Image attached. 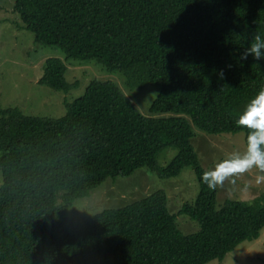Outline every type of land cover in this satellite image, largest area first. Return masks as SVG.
Segmentation results:
<instances>
[{
  "label": "trees",
  "instance_id": "1",
  "mask_svg": "<svg viewBox=\"0 0 264 264\" xmlns=\"http://www.w3.org/2000/svg\"><path fill=\"white\" fill-rule=\"evenodd\" d=\"M13 10L34 42L59 48L64 62L95 61L121 73L129 90L153 86L154 99L143 115L114 83L91 80L59 118L0 107V264H207L259 237L264 193L218 204L217 189L201 181L207 170L193 128L243 133L246 145L249 130L236 121L264 88V60L240 54L264 37V0H15ZM64 62L46 60L39 83L74 88ZM168 148L177 153L162 167ZM187 168L198 191L176 214L157 190L67 216L109 178L147 169L165 180ZM179 215L198 230L183 233Z\"/></svg>",
  "mask_w": 264,
  "mask_h": 264
},
{
  "label": "rangeland",
  "instance_id": "2",
  "mask_svg": "<svg viewBox=\"0 0 264 264\" xmlns=\"http://www.w3.org/2000/svg\"><path fill=\"white\" fill-rule=\"evenodd\" d=\"M14 4L15 0H0L1 108H15L27 116L59 118L65 114L64 103L82 95L91 80H108L118 86L141 114H150L149 106L154 99L150 88L153 86L148 84L141 90H129L121 73L107 72L95 61L64 62L65 55L59 48L42 46L34 42L33 34L23 28L19 16L14 12ZM50 58H58L66 64V81L75 86L68 93L53 90L39 83L46 60ZM193 131L196 132L193 144L200 163L207 171L231 153L243 154L246 150L243 133L212 136L200 133L195 128ZM176 153L175 148L164 150L158 157V164L166 166ZM258 171L253 167L236 177L235 184H230L226 180L222 186H218L216 188L218 204L222 205L227 200L250 202L264 193V182L256 183ZM157 190L165 191L167 209L170 214H176L183 203L193 201L198 185L193 171L189 168L178 177L165 180L159 179L147 169H140L127 178L105 180L88 196L74 201L68 209L67 216L69 218L88 216L105 209L124 207ZM176 223L183 233L198 230L197 223L184 215H179ZM207 264H264V228L257 239L240 243L226 254L222 261L212 260Z\"/></svg>",
  "mask_w": 264,
  "mask_h": 264
},
{
  "label": "clouds",
  "instance_id": "3",
  "mask_svg": "<svg viewBox=\"0 0 264 264\" xmlns=\"http://www.w3.org/2000/svg\"><path fill=\"white\" fill-rule=\"evenodd\" d=\"M253 57L256 61L264 60V37L256 35L250 47L240 54V59ZM223 70L220 76L223 77ZM238 127L248 129L246 150L243 154L234 152L218 161L214 168L201 174V181L211 190L222 186L227 180L235 184V178L253 167L258 169L256 183L264 182V88L247 104L244 112L236 121Z\"/></svg>",
  "mask_w": 264,
  "mask_h": 264
}]
</instances>
